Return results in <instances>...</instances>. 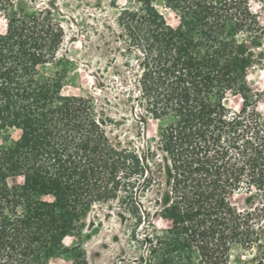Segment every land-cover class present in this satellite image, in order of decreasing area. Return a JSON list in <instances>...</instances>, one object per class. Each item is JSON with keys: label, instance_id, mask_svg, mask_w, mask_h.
<instances>
[{"label": "trees", "instance_id": "obj_1", "mask_svg": "<svg viewBox=\"0 0 264 264\" xmlns=\"http://www.w3.org/2000/svg\"><path fill=\"white\" fill-rule=\"evenodd\" d=\"M129 1L116 24L134 63L122 79L92 75L100 90L126 95L143 125L136 149L112 142L107 99L61 92L65 73L54 63L70 59L53 3L28 11L0 0V131H19L0 146V264H50L68 250L64 238L120 191L123 210L147 221L140 198L157 174L156 215L170 226L143 236L145 264H183L192 254L198 264H230L235 247L264 264V114L247 81L264 61V24L249 0H160L176 26L158 0ZM147 116L166 121L153 138ZM237 192L243 208L230 200Z\"/></svg>", "mask_w": 264, "mask_h": 264}, {"label": "rangeland", "instance_id": "obj_2", "mask_svg": "<svg viewBox=\"0 0 264 264\" xmlns=\"http://www.w3.org/2000/svg\"><path fill=\"white\" fill-rule=\"evenodd\" d=\"M24 9L31 11L53 3L52 13L57 17L63 28L62 50H67L69 62L54 63L56 69L65 73V82L61 92L65 95L91 96L107 99L104 104L108 116L115 124L110 129L112 142L131 149L143 147V125L136 121L131 114L126 95L118 94L112 88L100 90L96 87L92 74L108 76L119 71L122 79L127 72V64L134 63L131 55L125 50L121 41L119 27L116 24L118 10L129 5V0H16ZM48 3V5H47ZM252 11L259 15V21L264 24V0H249ZM165 21L172 26L178 24L174 13L166 8L162 1L154 2ZM50 7V6H49ZM53 7V6H52ZM6 22L0 15V33H4ZM119 36V38H118ZM74 37L75 40L70 38ZM53 65H46L41 75H48ZM129 68V66H128ZM116 74V73H115ZM124 80V79H123ZM247 81L253 91L260 94L257 109L264 114V61L248 71ZM239 98H231L229 105L238 108ZM143 112L142 107H137ZM166 121L147 116L145 135L153 138L160 126ZM18 130L0 131V146L6 137L17 138ZM9 183L21 182L20 177L9 178ZM160 188L159 174L155 182L143 191L140 201L150 213L147 221L139 218L142 213L134 215L123 210L124 192L109 202L110 207L104 206L99 211L90 214L91 222L78 233L64 238L68 250L50 260V264H145L149 260L148 246L143 241L146 233L157 235L170 226V220L156 215L158 193ZM244 193L237 192L230 196L231 202L238 208L245 207ZM127 199V198H126ZM124 203V202H123ZM122 206V207H121ZM110 208V209H109ZM95 222L92 224V217ZM139 217V218H138ZM95 223V224H94ZM264 244V238L262 239ZM76 248V249H73ZM235 247L230 253V264H258L251 255ZM183 264H198L196 255L192 254Z\"/></svg>", "mask_w": 264, "mask_h": 264}]
</instances>
